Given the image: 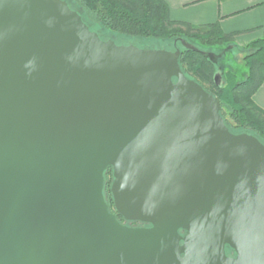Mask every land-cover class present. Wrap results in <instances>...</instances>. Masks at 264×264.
<instances>
[{
	"label": "water",
	"instance_id": "1",
	"mask_svg": "<svg viewBox=\"0 0 264 264\" xmlns=\"http://www.w3.org/2000/svg\"><path fill=\"white\" fill-rule=\"evenodd\" d=\"M221 111L176 54L0 0V264H264V144Z\"/></svg>",
	"mask_w": 264,
	"mask_h": 264
},
{
	"label": "trees",
	"instance_id": "2",
	"mask_svg": "<svg viewBox=\"0 0 264 264\" xmlns=\"http://www.w3.org/2000/svg\"><path fill=\"white\" fill-rule=\"evenodd\" d=\"M72 10L81 11L83 21L106 41V36H121L147 43H160L162 50L179 56L182 72L200 84L221 103V115L233 134L246 133L264 144V110L254 101V95L264 84V36L244 47V80L227 71L225 84L216 82L218 65L208 53L198 47L236 48L237 34H225L219 24L192 26L173 21L164 0H62ZM264 31V26L262 27ZM138 47V46H137ZM142 49H155L140 47ZM161 50V49H160ZM104 194L114 209L110 187L112 169L106 172ZM233 251L227 249V254Z\"/></svg>",
	"mask_w": 264,
	"mask_h": 264
},
{
	"label": "crops",
	"instance_id": "3",
	"mask_svg": "<svg viewBox=\"0 0 264 264\" xmlns=\"http://www.w3.org/2000/svg\"><path fill=\"white\" fill-rule=\"evenodd\" d=\"M173 21L192 26L219 24L227 34H237L236 44L245 47L264 36V0H164ZM264 110V84L254 95Z\"/></svg>",
	"mask_w": 264,
	"mask_h": 264
},
{
	"label": "rangeland",
	"instance_id": "4",
	"mask_svg": "<svg viewBox=\"0 0 264 264\" xmlns=\"http://www.w3.org/2000/svg\"><path fill=\"white\" fill-rule=\"evenodd\" d=\"M61 2H63L62 0H60ZM64 3V2H63ZM66 4V3H65ZM98 34V33H97ZM106 41H114L116 44L118 45H135V46H140V47H150V48H155L158 50H162L164 49L165 45L164 44H160V43H147L145 41L142 40H137V39H126L124 37L121 36H114L112 37L111 35H107L106 36ZM198 47L199 49L203 50L205 53L210 54L211 56H213V59L216 61L217 65H218V72H217V76L219 77L218 81H220L221 85L225 84V73L227 71H231L233 73H235L238 78H240L241 80H244L246 77V70L244 67V52H243V48L244 47H239L236 44V48L234 47H219V48H207V47H202L197 43H194L192 45H190V47ZM246 47V46H245ZM113 177V174H112ZM108 176H105V179H107ZM106 184V182H105ZM106 197V196H105ZM231 256L234 255V252H232L231 254H229Z\"/></svg>",
	"mask_w": 264,
	"mask_h": 264
},
{
	"label": "flooded vegetation",
	"instance_id": "5",
	"mask_svg": "<svg viewBox=\"0 0 264 264\" xmlns=\"http://www.w3.org/2000/svg\"><path fill=\"white\" fill-rule=\"evenodd\" d=\"M120 221L129 226V227H135V228H148L149 226L148 225H145V224H141V223H129V222H125L121 217H119Z\"/></svg>",
	"mask_w": 264,
	"mask_h": 264
}]
</instances>
